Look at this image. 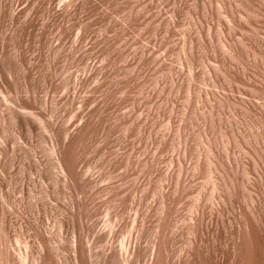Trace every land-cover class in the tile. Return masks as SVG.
I'll use <instances>...</instances> for the list:
<instances>
[{"label": "rangeland", "instance_id": "rangeland-1", "mask_svg": "<svg viewBox=\"0 0 264 264\" xmlns=\"http://www.w3.org/2000/svg\"><path fill=\"white\" fill-rule=\"evenodd\" d=\"M0 264H264V0H0Z\"/></svg>", "mask_w": 264, "mask_h": 264}]
</instances>
